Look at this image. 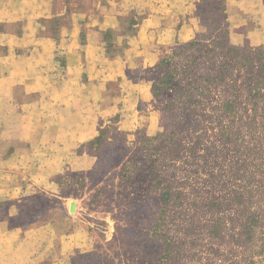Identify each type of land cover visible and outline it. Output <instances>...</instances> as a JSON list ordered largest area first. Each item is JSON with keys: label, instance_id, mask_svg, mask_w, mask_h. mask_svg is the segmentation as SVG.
Here are the masks:
<instances>
[{"label": "rangeland", "instance_id": "rangeland-1", "mask_svg": "<svg viewBox=\"0 0 264 264\" xmlns=\"http://www.w3.org/2000/svg\"><path fill=\"white\" fill-rule=\"evenodd\" d=\"M223 4L147 71L134 126L101 122L92 169L56 178L84 236L68 264H264V45L235 46Z\"/></svg>", "mask_w": 264, "mask_h": 264}, {"label": "crops", "instance_id": "crops-1", "mask_svg": "<svg viewBox=\"0 0 264 264\" xmlns=\"http://www.w3.org/2000/svg\"><path fill=\"white\" fill-rule=\"evenodd\" d=\"M220 1L235 46L264 45V0ZM212 2L0 0V264H68L82 247L56 178L92 169L78 150L101 122L134 126L154 101L147 71L206 33Z\"/></svg>", "mask_w": 264, "mask_h": 264}, {"label": "trees", "instance_id": "trees-1", "mask_svg": "<svg viewBox=\"0 0 264 264\" xmlns=\"http://www.w3.org/2000/svg\"><path fill=\"white\" fill-rule=\"evenodd\" d=\"M98 140H99V139H98ZM98 140H97V141H98Z\"/></svg>", "mask_w": 264, "mask_h": 264}]
</instances>
